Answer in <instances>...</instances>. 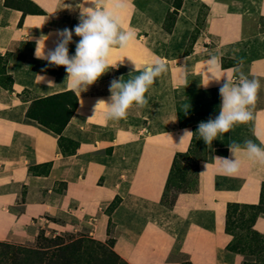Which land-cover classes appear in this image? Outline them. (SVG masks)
<instances>
[{"label":"crops","instance_id":"0c3cea01","mask_svg":"<svg viewBox=\"0 0 264 264\" xmlns=\"http://www.w3.org/2000/svg\"><path fill=\"white\" fill-rule=\"evenodd\" d=\"M7 1L0 0V75L11 79L10 86L0 82V241L28 243L45 228L64 233L86 227L99 241L113 237L114 250L129 264H244L247 256L230 250L228 206L260 204L264 166L238 154L240 172L229 176L214 157L234 159L229 144L264 139V0L110 3L135 39L111 53L113 63L124 58L123 64L80 95L74 92L78 106L61 134L28 116L34 101L70 91L63 66L35 57L36 42L48 37L45 52L54 50L57 30L80 22L83 0H29L35 11ZM80 39L73 32L70 56ZM212 55L220 58L218 69L207 64ZM158 59L167 71L145 93L146 106H133L118 121H106L103 106L95 110L98 101L110 102L113 79L140 74L133 62ZM217 72L260 80L254 119L208 146L195 187L178 192L167 208L176 156L190 153L198 136L181 141L184 130L196 133L200 122L219 115L224 78L209 83ZM254 229L264 235V213Z\"/></svg>","mask_w":264,"mask_h":264},{"label":"clouds","instance_id":"9594fccd","mask_svg":"<svg viewBox=\"0 0 264 264\" xmlns=\"http://www.w3.org/2000/svg\"><path fill=\"white\" fill-rule=\"evenodd\" d=\"M88 3L94 7H85L84 5ZM110 3L115 4L116 7L120 6L119 0H83L79 8L80 22L74 29L57 30L58 41L54 50L45 52V41L48 37L41 36L36 42L35 57L47 61L49 66H63L67 73L68 89L78 95L86 91L110 68H117L118 64H123L124 58L113 63L110 59L111 53L116 47L127 48L135 39V32L124 29L119 17L109 9ZM73 32L81 39L76 43L75 54L70 56L68 46L73 40ZM219 63L220 58L216 55L210 56L207 61L210 70L218 69ZM133 65V71L140 74L127 81H124L122 77L119 80L113 79L109 87L110 102L103 100L97 102L95 110L97 107L103 106V118L106 121H118L126 118L129 109L133 106L138 108L146 106L148 101L145 98V93L157 78L167 71L166 63L160 59L143 66L135 62ZM42 71H46V69H42ZM38 76L40 81L46 79L44 76ZM222 78H224V82L219 88L221 97L219 115L215 119L210 118L206 122H200L196 133L184 130L181 141L186 137L198 134L199 138L209 146L219 135L229 133L234 126L247 124L254 119L252 109L261 88L260 80L249 79L243 73L237 78L222 76L217 72L209 77V83L211 81L219 83ZM47 82L49 87L55 85L51 80ZM257 139L260 140L259 144L252 140L244 141L243 146L235 142L229 144V151L234 159L214 157L220 170L229 176L238 175L241 169V161L237 158L238 154L253 164L264 166V139H260L259 136ZM208 166L206 163V169Z\"/></svg>","mask_w":264,"mask_h":264},{"label":"trees","instance_id":"16d2710c","mask_svg":"<svg viewBox=\"0 0 264 264\" xmlns=\"http://www.w3.org/2000/svg\"><path fill=\"white\" fill-rule=\"evenodd\" d=\"M66 94H70L74 97V103L70 105L71 110L64 124L60 128H51L58 134H61L63 126L69 121L78 106V98L74 92L69 91L66 92ZM37 101H42V99L36 100L35 102ZM28 116L39 120V118L35 117L33 114V106L30 107ZM187 154L188 152L178 154L174 167L178 157ZM171 177L172 175L170 179ZM170 179L167 184V192ZM262 196L259 205L229 204L227 212V231L234 236L230 244V250L246 255L248 248L252 249L253 246H255L250 253H256L259 258L264 257V244L261 245L264 243V235L254 229V224L258 215L264 213V185ZM238 207H244L254 212L247 226L249 230V235L247 237L239 238L232 227L231 218L234 213L233 209ZM48 233L49 232L42 230L36 238L35 244L32 246L0 241V264H129L114 250L115 240L113 237L102 242L91 236L76 239L74 236L66 235L62 232L58 233L55 231ZM244 264L251 263L247 260Z\"/></svg>","mask_w":264,"mask_h":264},{"label":"rangeland","instance_id":"374dc122","mask_svg":"<svg viewBox=\"0 0 264 264\" xmlns=\"http://www.w3.org/2000/svg\"><path fill=\"white\" fill-rule=\"evenodd\" d=\"M7 3L11 6L22 7L28 11L33 10L35 11L36 8L34 5L30 4L29 0H8ZM10 77L7 75H0V82L4 86H10ZM74 103V97L70 94H59L51 97H47L42 99V101L33 102L31 107L33 106V114L35 117L39 118L37 120L39 123L47 126L48 128H60L64 122L67 120L70 110L71 104ZM64 145L73 146V143L64 142ZM208 145L199 138V135L196 138V143L193 150L188 153L187 155H183L178 157L177 163L174 167V171L172 177L170 179V185L168 187V192L166 193V197L164 200V204L167 208L171 207L173 204L175 197L178 192L194 188L196 185V176H197V165L199 164L200 160H202L207 152ZM118 205V201L110 206V210ZM234 213L231 218L232 227L234 232L237 236L240 237H247L249 235V230L247 226L250 222L251 217H253V211L244 207H238L233 209ZM44 231H51L52 229L47 230L46 228L43 229ZM42 231V230H41ZM113 232V226L110 228V233ZM49 234V233H48ZM64 234L72 235L76 239L81 237L90 236L88 235L87 228L83 227L79 230H72L64 232ZM113 235V234H112ZM110 238V237H109ZM108 238V239H109ZM36 239L33 242L28 243H16V244H24V245H34ZM262 243L261 245H263ZM255 245V244H254ZM253 248H248V252L246 253L247 260L251 264H264V257L259 258L256 253H250L253 251Z\"/></svg>","mask_w":264,"mask_h":264}]
</instances>
